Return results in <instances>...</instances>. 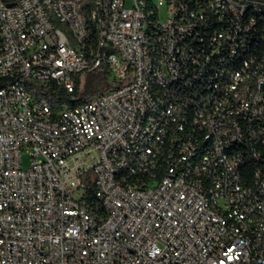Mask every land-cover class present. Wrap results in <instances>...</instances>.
<instances>
[{
  "label": "built area",
  "instance_id": "obj_1",
  "mask_svg": "<svg viewBox=\"0 0 264 264\" xmlns=\"http://www.w3.org/2000/svg\"><path fill=\"white\" fill-rule=\"evenodd\" d=\"M88 1L0 0V264H264V0Z\"/></svg>",
  "mask_w": 264,
  "mask_h": 264
},
{
  "label": "trees",
  "instance_id": "obj_2",
  "mask_svg": "<svg viewBox=\"0 0 264 264\" xmlns=\"http://www.w3.org/2000/svg\"><path fill=\"white\" fill-rule=\"evenodd\" d=\"M82 2L84 14L87 15L90 7L89 1L82 0ZM91 28L94 31V26H91ZM108 73V65L104 63L99 68L85 73L81 87L79 77L76 76V88L73 94H68L66 91L59 89L54 83L37 86L32 82H27L26 85L37 99L48 100L54 110L61 109L62 105L76 108L110 87ZM73 97L76 98L75 101L72 100ZM90 190H93L92 185ZM99 211L102 212V209L99 208Z\"/></svg>",
  "mask_w": 264,
  "mask_h": 264
},
{
  "label": "rangeland",
  "instance_id": "obj_3",
  "mask_svg": "<svg viewBox=\"0 0 264 264\" xmlns=\"http://www.w3.org/2000/svg\"><path fill=\"white\" fill-rule=\"evenodd\" d=\"M31 157L28 154L22 155V166L24 169H27L30 166Z\"/></svg>",
  "mask_w": 264,
  "mask_h": 264
}]
</instances>
